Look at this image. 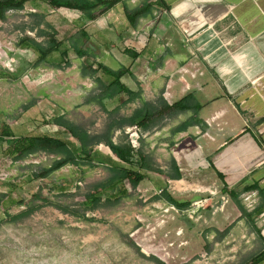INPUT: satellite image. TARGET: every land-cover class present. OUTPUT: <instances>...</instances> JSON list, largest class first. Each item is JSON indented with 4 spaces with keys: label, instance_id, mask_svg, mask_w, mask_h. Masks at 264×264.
Wrapping results in <instances>:
<instances>
[{
    "label": "crops",
    "instance_id": "0c3cea01",
    "mask_svg": "<svg viewBox=\"0 0 264 264\" xmlns=\"http://www.w3.org/2000/svg\"><path fill=\"white\" fill-rule=\"evenodd\" d=\"M145 3L150 5L149 10L132 25L126 13ZM77 17L72 25L84 26L94 52L87 57L112 70L127 67L129 71L121 81L139 92L127 102L124 92L105 98L102 108L99 84L91 75L94 88L80 91L81 97L86 95L79 108L81 118L89 119L93 106L100 107L112 115L108 138L124 144L128 142L124 129L131 125L126 120L140 110L151 113L145 126L140 127L142 139L135 150L144 155L145 167L138 171H143V188L152 198L173 206L161 195L163 190L177 199L185 194L198 198L204 191L221 189L226 194H257V206L262 203L264 0H119L84 25L79 12ZM104 74L96 76L105 82L113 79ZM48 91H37L24 109L15 115L5 114L2 122L17 134L61 137L76 147V138L67 131L69 125L99 136L89 123H71L66 99ZM179 101L188 107L169 109ZM91 154L107 168L112 163L129 166L112 154L104 140L93 147ZM70 166L65 164L47 177H55ZM30 173L20 175L21 179L30 177ZM252 184L255 189L243 190ZM125 187L128 191L127 184Z\"/></svg>",
    "mask_w": 264,
    "mask_h": 264
},
{
    "label": "rangeland",
    "instance_id": "374dc122",
    "mask_svg": "<svg viewBox=\"0 0 264 264\" xmlns=\"http://www.w3.org/2000/svg\"><path fill=\"white\" fill-rule=\"evenodd\" d=\"M77 15L76 10L68 8L54 10L42 0H29L22 10L4 12L0 18V72L5 73L0 77V123L5 114L15 115L24 109L37 91L53 90L51 94L66 99L71 123H89L99 136L108 133L112 115L93 106L90 118L82 120L79 111L86 99L80 91L94 88L89 69L97 68L94 59L75 57L66 42L63 48H68V58L54 52L46 62L32 68L29 63L35 59L34 53L17 45L24 36L45 44L51 31L47 24L57 29L58 37H65ZM97 73L105 75L102 69ZM27 112L32 113L31 109ZM130 126L123 132L128 142ZM138 134L140 142V127ZM6 154L0 151V193L9 191L13 198L26 200L10 206L9 214L41 204L40 200H30L31 194L40 189L43 196L79 210L86 219L53 205L9 219L0 205V264H159L149 256L165 264H242L264 248V209L254 212L257 194L243 193L235 198L220 189L204 191L198 198L180 195L176 196L178 200L190 202L207 199L199 209L192 211L189 206L180 210L153 199L143 188L140 170L127 182L128 194L120 202L104 200L109 195L105 191L102 201L90 209L84 205L85 195L108 180L112 175L109 168L73 165L55 177L22 180L20 175L37 171L62 155L40 151L12 162ZM214 194L216 198L208 201Z\"/></svg>",
    "mask_w": 264,
    "mask_h": 264
},
{
    "label": "trees",
    "instance_id": "16d2710c",
    "mask_svg": "<svg viewBox=\"0 0 264 264\" xmlns=\"http://www.w3.org/2000/svg\"><path fill=\"white\" fill-rule=\"evenodd\" d=\"M29 0H0V18L6 10H22L25 7V3ZM47 3L48 6L57 10L59 8H68L71 10H76L79 12V20H81L84 25L86 22L91 21L98 16L102 15L109 9H111L119 0H42ZM150 5L147 3L141 5L137 9L127 12L126 16L129 22L133 25L136 19L149 10ZM51 31L48 34V38L43 42L38 41L34 38L24 36L21 37L17 45L21 48L31 50L35 59L29 63V66L36 68L40 63L46 62V57L54 52L59 53L64 57L68 58V48H63V45L67 42L72 53L77 57L93 56V49L89 46L88 42L90 36L84 26H78L76 23L72 26L73 31H69L65 37H58V31L56 28L47 24ZM127 53L132 52L126 50ZM133 56H135L133 54ZM91 75L95 77V80L99 84L100 94H99V104L104 108L102 100L105 98H112L117 94L124 92L127 94V98L124 102L134 99L139 95L138 91H133L128 88L122 81L121 77L129 71L127 67H121L118 70H112L102 64H98L97 68H89ZM98 69H102L104 73L110 75L113 79L109 82L103 81L101 78L96 76ZM4 72H0V77L4 76ZM188 107L184 102H175L169 109H186ZM116 110V109H115ZM142 119H139L142 117ZM151 113L144 110L137 111L133 113L126 121L133 125L137 124L138 127H144L146 122L149 120ZM67 131L73 135L78 146L74 144H69L67 140L61 137L51 136L47 134H17L15 133L10 125L6 122L0 123V151L6 154L7 158L12 162L23 159L24 157L36 153V152H48L61 154L58 159L54 160L51 165L47 167H42L37 171L30 173V179L45 178L54 170L60 168L65 164L71 165H88L89 167H95L103 163L100 160H95L92 156L93 147L99 143V141L104 140L106 145L111 150L112 154L119 159L121 162L129 165L128 167L122 166L120 164H109V169L112 175L108 178L106 182H101L98 184V188L85 195L84 205L87 208H95L103 199V193L105 191L109 192V195L105 197L104 200L107 202L118 203L123 197L128 194L127 188L125 187L127 182L131 179L133 174L138 173V169H143L145 167V158L142 152L135 150V148L129 143L115 144L107 136V133L103 136H91L85 130L79 129L74 125H69ZM4 142L6 144L4 145ZM12 182H8L11 184ZM255 185H247L243 187L244 191L255 189ZM242 191V190H241ZM233 196L238 197L240 191H233ZM168 202H170L176 209H185L190 206L189 201L180 202L171 196L168 192L163 190L161 194ZM264 197V196H263ZM40 200L41 204H34L29 206L25 210L18 214H9L8 208L12 205H19L26 203L23 198H13L9 191L0 193V205L4 209L5 215L9 219H16L18 217L26 216L38 208L45 205H53L59 208L61 211L74 215L80 218H85V214L81 213L79 210L71 208L66 205H61L53 202L49 198L41 194L40 189L31 194L30 200ZM264 209V198L262 203L254 208V212L261 213ZM244 214L250 216V212L244 211ZM149 258L154 259L159 264H165L156 256H149ZM242 264H264V248L252 255L248 260Z\"/></svg>",
    "mask_w": 264,
    "mask_h": 264
},
{
    "label": "built area",
    "instance_id": "2783aa9c",
    "mask_svg": "<svg viewBox=\"0 0 264 264\" xmlns=\"http://www.w3.org/2000/svg\"><path fill=\"white\" fill-rule=\"evenodd\" d=\"M127 130L129 131V143L136 148L137 145L139 144L138 142V138H139V134H138V130L139 127L137 126V124H133L131 125L129 128H127ZM207 199L205 198H200L197 200H194L191 202L190 207L191 210L193 211L194 209H199L200 207L204 206V201H206Z\"/></svg>",
    "mask_w": 264,
    "mask_h": 264
},
{
    "label": "water",
    "instance_id": "95a60500",
    "mask_svg": "<svg viewBox=\"0 0 264 264\" xmlns=\"http://www.w3.org/2000/svg\"><path fill=\"white\" fill-rule=\"evenodd\" d=\"M143 118V116L142 117H140L139 119H142ZM6 144V142H4V145Z\"/></svg>",
    "mask_w": 264,
    "mask_h": 264
}]
</instances>
